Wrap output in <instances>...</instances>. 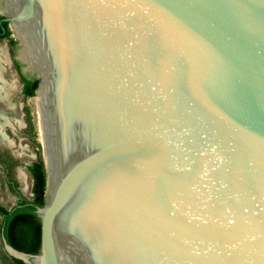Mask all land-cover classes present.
I'll list each match as a JSON object with an SVG mask.
<instances>
[{
  "label": "water",
  "instance_id": "95a60500",
  "mask_svg": "<svg viewBox=\"0 0 264 264\" xmlns=\"http://www.w3.org/2000/svg\"><path fill=\"white\" fill-rule=\"evenodd\" d=\"M2 2L38 67L17 56L43 89L46 174L44 205L5 216L6 254L264 264V0ZM19 212L35 255L8 244Z\"/></svg>",
  "mask_w": 264,
  "mask_h": 264
},
{
  "label": "rangeland",
  "instance_id": "374dc122",
  "mask_svg": "<svg viewBox=\"0 0 264 264\" xmlns=\"http://www.w3.org/2000/svg\"><path fill=\"white\" fill-rule=\"evenodd\" d=\"M0 15H3L2 7ZM10 32L11 37L17 40L15 32ZM18 43L17 40V44L10 47L6 40L0 41V81L3 82L0 94L4 93L0 97L5 96V103L0 104V123H5L0 130V206L5 210H11L20 200H32V179L27 167L40 158L44 159L43 134L39 130L35 111L29 104L30 99L38 94L31 98L22 95L15 70L14 62H17L25 72V66L17 59L21 48ZM9 61L8 72L3 78ZM0 264H13L1 241Z\"/></svg>",
  "mask_w": 264,
  "mask_h": 264
},
{
  "label": "trees",
  "instance_id": "16d2710c",
  "mask_svg": "<svg viewBox=\"0 0 264 264\" xmlns=\"http://www.w3.org/2000/svg\"><path fill=\"white\" fill-rule=\"evenodd\" d=\"M6 26V23H4ZM10 31L6 27V33L4 36L10 35ZM16 42L12 40V44ZM38 81L32 80L26 82L24 94L27 97H32L35 94ZM27 171L32 179V194L33 198L30 202L20 200L18 205L12 208L10 211L5 210L0 206V214L3 216L2 225L5 216L8 215L13 209L32 205L34 207L43 206L46 196V174L43 164V159H38L27 167ZM1 225V228H2ZM0 228V233H1ZM6 236L8 244L14 249L28 254H37L40 247V221L34 214L27 212H19L14 214L8 221ZM13 264H23L21 261L12 259Z\"/></svg>",
  "mask_w": 264,
  "mask_h": 264
},
{
  "label": "bare ground",
  "instance_id": "6f19581e",
  "mask_svg": "<svg viewBox=\"0 0 264 264\" xmlns=\"http://www.w3.org/2000/svg\"><path fill=\"white\" fill-rule=\"evenodd\" d=\"M15 31L17 32L18 37L22 40L23 45L22 48L20 50V58L24 63H27L29 65V67H31L32 69H38L35 58H34V54L32 51V48L28 42V39L24 33V30L21 29H17L15 28ZM22 54V57H21ZM43 89H40V91L38 92V96H35L34 98H31L29 101L30 106L34 109L35 114H36V118L38 120L37 123H39V130H41L40 132H42V127H41V119H42V115L41 112L43 110ZM5 123H0V130L3 129ZM10 125V124H9ZM63 264H66V262L63 261Z\"/></svg>",
  "mask_w": 264,
  "mask_h": 264
},
{
  "label": "flooded vegetation",
  "instance_id": "af4514ba",
  "mask_svg": "<svg viewBox=\"0 0 264 264\" xmlns=\"http://www.w3.org/2000/svg\"><path fill=\"white\" fill-rule=\"evenodd\" d=\"M0 7H2L3 8V2H2V0H0ZM5 15L3 14V15H0V20L4 17ZM4 23H6V26L4 25ZM4 27L5 28V32L3 33L2 32V29H1V27ZM6 27H7V29L9 30V31H11L10 29H9V24L7 23V22H3V23H0V41H2V40H6L7 41V43H8V45L10 46V47H12V46H14L15 44H17V40L16 39H14V38H12L11 37V34L10 35H8V36H4V34L6 33ZM11 33V32H10ZM17 33V32H16ZM18 36V35H17ZM12 40H14L16 43L15 44H12ZM21 50V49H20ZM20 50H19V54H18V58H19V60H21V58H20ZM1 51V50H0ZM3 51V50H2ZM4 52V51H3ZM22 61V60H21ZM9 64H10V61H9V63L8 64H6V71H5V73L3 74V78H4V76L7 74V72H8V66H9ZM14 64H15V70L17 71V73H18V76H19V81H20V86H21V93H22V95L23 96H25L26 98H29V97H27L25 94H24V89H25V87H26V82L27 81H32V80H37L36 78H35V76L34 75H32V74H30L29 72H27V71H25V72H22V70H21V65L19 66V64H17V62H14ZM38 81V80H37ZM6 83H8V81L6 82ZM0 84H2L3 85V82L2 81H0ZM37 87H38V85H37ZM36 90H37V88H36ZM36 90H35V93H36ZM4 93H2V95H3ZM1 95V94H0ZM1 95V96H2ZM34 97V96H33ZM4 98H5V96L2 98V97H0V104H2V103H5V101H4ZM31 98V97H30ZM19 202V201H18ZM18 202L15 204V206H17L18 205ZM14 206V207H15ZM13 207V208H14ZM8 211H10V210H8ZM2 221H3V216L0 214V228H1V225H2ZM0 241H1V233H0ZM2 244V243H1Z\"/></svg>",
  "mask_w": 264,
  "mask_h": 264
}]
</instances>
